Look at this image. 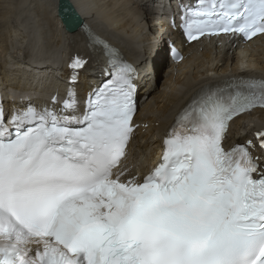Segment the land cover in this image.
<instances>
[{
    "label": "snow or ice",
    "instance_id": "6c2138e0",
    "mask_svg": "<svg viewBox=\"0 0 264 264\" xmlns=\"http://www.w3.org/2000/svg\"><path fill=\"white\" fill-rule=\"evenodd\" d=\"M184 11L189 40L264 34V0H200ZM88 35L114 71L82 116L71 114L69 89L59 114L14 112V131L0 119V264H264V164L252 141L224 147L231 120L264 108V81L202 89L170 127L160 162L122 179L136 72ZM255 136L264 149V130Z\"/></svg>",
    "mask_w": 264,
    "mask_h": 264
},
{
    "label": "bare ground",
    "instance_id": "6f19581e",
    "mask_svg": "<svg viewBox=\"0 0 264 264\" xmlns=\"http://www.w3.org/2000/svg\"><path fill=\"white\" fill-rule=\"evenodd\" d=\"M57 1L0 0V70L6 68L0 71V90L5 112L7 107H24L22 103H10L7 95L11 90L21 91L28 103L46 98L56 88L60 97L61 89L68 86L65 78L69 73L79 81L78 85L70 87H75L76 100H80L84 90L104 80L103 75H97L98 68H91L90 64L75 71L54 68L57 55L59 59H67L72 53L89 56L83 32L67 34L61 28ZM183 1L162 0L158 11L163 15L156 22L152 20L149 0H70L93 32L140 60L135 62L138 67H133L135 98L140 102L136 119L148 123L149 127L140 132L129 147L128 165L134 172L146 170L157 160L160 137L168 130L175 114L199 90L217 82L229 84L239 77L264 80V35L245 46H240L234 38L220 37L184 48L181 45L182 60L171 63L163 73L160 86L151 90L154 70L161 66L160 61L169 52L164 48L166 38L181 39V33L171 32L163 21H167V16L175 13L174 7ZM156 40L161 47L155 46ZM43 58L51 59L49 65L43 62L41 70L34 65V59ZM44 70L46 75H43ZM5 121L7 125L6 118ZM261 130H264V110H254L231 123L225 143L231 145L234 141L254 138Z\"/></svg>",
    "mask_w": 264,
    "mask_h": 264
},
{
    "label": "rangeland",
    "instance_id": "374dc122",
    "mask_svg": "<svg viewBox=\"0 0 264 264\" xmlns=\"http://www.w3.org/2000/svg\"><path fill=\"white\" fill-rule=\"evenodd\" d=\"M161 1L162 0H149V3H151V5H150V7L152 8V12H153V17H152V20H154V21H158L159 22V18L157 19V16H158V14H157V11L156 10H159V4L161 3ZM156 10H155V9ZM56 10H57V8H56ZM57 13V12H56ZM59 18V17H58ZM61 26V28L63 29V27H62V24L60 25ZM156 28H158V27H156ZM165 40V39H164ZM165 42H166V44L165 45H167V46H164V48H166V50H167V48L169 49V48H172V49H174V50H176V51H178V48H179V52L181 51V49L182 48H184V46L182 47L181 45H182V43H181V39H176V38H170V39H167L166 38V40H165ZM155 46L156 47H161V44L156 40V43H155ZM182 47V48H181ZM170 50V49H169ZM124 52V51H123ZM35 55V52L32 50V56H34ZM124 56H126V57H129L132 61H134V62H138V61H140V60H137L136 58H133V56H131V55H129V53H128V51L126 52H124ZM133 58V59H132ZM49 59H51V58H43V59H34V61H35V64L34 65H38V66H40V65H42L43 64V62H45L46 64H48L49 65ZM160 63H161V66L158 68V67H156V69L154 70V75H153V78H154V81H152V84L150 85V89L151 90H153V91H155L159 86H160V84H161V81H162V79H163V73L165 72V70L169 67V65L172 63L171 62V59H170V56H169V52L167 53V55H165V57H163V60L162 61H160ZM141 66L143 65V64H140ZM7 66V65H6ZM135 66H137V65H135ZM41 67V70H43V66H40ZM138 67V66H137ZM50 68V67H49ZM6 69V68H5ZM5 69L4 70H0L1 71V73H2V71H5ZM47 74V71H45L44 70V72H43V75H46ZM61 81L64 83V84H66L65 83V81L63 80V79H61ZM155 88V89H154ZM7 100V97H5V99H4V101H6ZM11 102V101H10ZM12 103V102H11ZM22 106H24V104H22Z\"/></svg>",
    "mask_w": 264,
    "mask_h": 264
},
{
    "label": "water",
    "instance_id": "95a60500",
    "mask_svg": "<svg viewBox=\"0 0 264 264\" xmlns=\"http://www.w3.org/2000/svg\"><path fill=\"white\" fill-rule=\"evenodd\" d=\"M67 13H75V9L73 4L70 2V0H58L57 1V14L59 17H62L63 14ZM76 30V26H70L68 28V31L70 33H73ZM173 57H176L174 55Z\"/></svg>",
    "mask_w": 264,
    "mask_h": 264
}]
</instances>
